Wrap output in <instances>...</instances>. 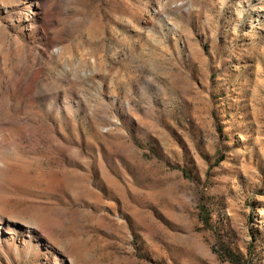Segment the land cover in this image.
Masks as SVG:
<instances>
[{"label": "rangeland", "instance_id": "obj_1", "mask_svg": "<svg viewBox=\"0 0 264 264\" xmlns=\"http://www.w3.org/2000/svg\"><path fill=\"white\" fill-rule=\"evenodd\" d=\"M0 264H264V0H0Z\"/></svg>", "mask_w": 264, "mask_h": 264}]
</instances>
